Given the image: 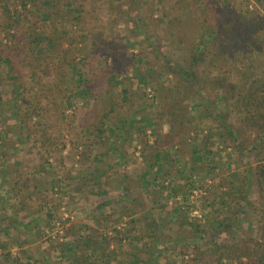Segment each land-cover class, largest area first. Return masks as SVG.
<instances>
[{"label":"rangeland","instance_id":"obj_1","mask_svg":"<svg viewBox=\"0 0 264 264\" xmlns=\"http://www.w3.org/2000/svg\"><path fill=\"white\" fill-rule=\"evenodd\" d=\"M19 1L8 0L9 9L19 10ZM40 2L27 0L33 14ZM176 7L181 20L207 18L216 31L220 10L243 11L264 33V0H108L93 14L84 0L76 12L85 21L63 33L69 62L60 59L61 71L57 60L42 72L34 89L45 90L25 124L14 108V73L0 62L7 107L0 116V215L8 207L23 210L1 220L24 224L18 230L27 255L5 264H73L81 257L84 264H204L201 256L218 238L229 243L247 230L253 234L252 218H259L253 208H262L254 173L264 163V133L251 123L264 109L258 106L264 53L245 62L239 54L221 72L219 59L210 63V46L194 65L197 94L183 96L187 82L174 74L184 69L193 40L176 42L169 25ZM208 35L194 41L196 50L206 48ZM1 40L15 47L17 70L30 75L24 36ZM105 67L117 72L109 78ZM240 91L254 94L252 119L237 103ZM44 133L52 144H42ZM243 198L239 231H216Z\"/></svg>","mask_w":264,"mask_h":264},{"label":"trees","instance_id":"obj_2","mask_svg":"<svg viewBox=\"0 0 264 264\" xmlns=\"http://www.w3.org/2000/svg\"><path fill=\"white\" fill-rule=\"evenodd\" d=\"M66 1L68 2L66 3L68 5L63 3ZM107 1L108 0H85V3L91 7L87 13L93 14L96 12L95 10H100L101 5L103 6V4ZM109 1L114 3L117 0ZM19 2L21 8L19 10L14 9V11H11L8 7V0H0V34H3L2 38L5 36V38H10V40L13 41L17 38V32H19L20 37L24 36L23 54L25 59H28L30 62L28 66L32 69L31 74L28 76L27 74H24L23 77V75L17 70V63L14 56L15 47L13 45L2 43L1 36L0 62L9 63L10 69L14 73V76L11 77L13 80L12 87L18 88V96H13V103H15V110L22 115L18 116L16 111L15 114L16 117L18 116V119L22 118L19 123L25 124V120L30 121L31 117L34 115L33 112L35 105L38 104V99L41 98L39 92L44 93L45 90L40 87H36V89H34L35 86L41 83L40 79L42 78V72L48 71V69H50L49 65H53L57 60L59 64L58 68L61 69V71L63 70L62 65L66 63L59 62L60 59H62V61L67 60V62H69L68 57L70 56L69 54L72 53L69 47L67 49L62 48V43L65 37L63 33L69 34L68 30L70 24L76 23L79 25V23L81 24L85 21V19H82L84 16L83 13L76 12V10L80 8V5L82 6L84 3V0H41L38 4L39 8L34 14L31 11V8H28L27 0H20ZM95 6H97L96 9H94ZM177 10H180V8L176 7V10L173 11L176 13V16L169 22V25L171 26L170 30L175 31L177 39L176 42L186 43L188 39L193 40V42H190L187 45L190 57L189 59H185L184 69L179 66L180 69H176L177 71H175L176 73L174 74L178 80H184L187 82L181 84L183 96L185 97L189 93L197 94L195 89L197 86V75L194 71V65L200 64V61L203 60L206 55H209L208 51H210V53L212 51V55L210 56V63L212 65H215L218 59L221 61L222 65L224 64L223 69L220 65L215 68H219L221 72H229L231 68L228 66V63L233 61L236 62V56L239 54L243 53L242 60L245 62L250 59L249 55L264 53V33L256 32L255 27L258 25L256 17H251V20L249 21L247 19V15L243 11H239L238 13H233L232 11L225 13L226 11L223 12L220 10L222 14L220 16L221 29L216 31L214 26L209 25L210 21L207 18H204L203 20L191 18L184 21L181 20L184 15L182 14L181 16H177ZM253 16L255 15L253 14ZM94 20V24H96L97 17ZM206 32H209L208 37L205 38L207 41L206 48L196 50L194 41L204 38ZM76 33L79 34L78 32ZM88 38L93 40L91 36ZM218 39L220 41L217 44L216 40ZM210 46L211 49L207 51V48ZM5 58L8 60L7 62ZM128 66L129 64L127 67ZM105 68L106 71H108L107 75L110 76L109 78L112 77L111 72H117L115 68ZM236 71L237 70L235 69V72ZM240 71L241 68L238 69L239 73ZM96 82L97 81H95V83ZM211 84L217 85L218 83L213 81ZM74 91L71 90L70 95L74 96ZM94 92H96V95L97 93L98 95H104V92L101 90H94ZM263 93L264 87L261 89V94ZM26 96H29L30 99L27 100ZM262 96L263 97H260L261 99H259L258 106L264 108V95ZM54 98L55 97H53V100ZM56 98L59 99L58 96ZM237 98V103L242 105L246 113H252L250 117V119H252L255 111V108H252L255 104L254 94H247L240 91ZM3 103L4 102L2 101L0 94V116L7 108L4 107ZM17 103L19 105H17ZM6 104L8 103H5V105ZM30 108L32 111L24 115V110L27 109L28 112ZM262 110V114H258L256 111V119H253L254 121L251 123L253 124L252 127L257 128L258 133L261 135L264 133V109ZM171 115L173 118L177 117L176 114ZM41 128H43V121ZM50 142L51 139L44 133L42 144H52ZM4 146L5 145L2 139H0V150L3 149ZM0 159H4L1 154ZM254 174L256 176V186L259 189L258 200H261L260 204L262 208H258L257 206L253 208V212L258 214L259 217L257 219L256 215H254L252 218L255 222L253 234H251L253 229L247 230L248 232L243 233L240 237L229 243H226L223 239L218 238V242H213V251L206 250L203 253L205 255L201 256L204 257V259L201 258L202 260L200 261L204 262L203 260H205L206 263L204 264H209L211 262L212 264H264V163L258 167V170ZM122 177H125V175H122ZM122 191H124V189ZM123 197H125V194L122 193V197L120 198L124 199ZM19 202L24 206V201L21 200ZM246 207L247 204L245 202V198H243L242 204L240 203L237 206V210L228 209L224 217L221 219L218 228H216V231H219L220 233H230L234 228V230L239 231L236 224L240 219H246L244 216V210H246ZM78 243L79 244H77L75 249H80L81 244L80 242ZM64 246L67 247L68 243H64ZM211 256H213L214 259L211 260ZM86 260L87 258L81 257L80 260L75 261L73 264H84L83 262H86ZM31 264H36V262L33 260L31 261Z\"/></svg>","mask_w":264,"mask_h":264},{"label":"crops","instance_id":"obj_3","mask_svg":"<svg viewBox=\"0 0 264 264\" xmlns=\"http://www.w3.org/2000/svg\"><path fill=\"white\" fill-rule=\"evenodd\" d=\"M2 208H0V214H2ZM4 216L2 217L0 215V264H5L9 258L13 259V256H17L18 258H26L27 255L26 252H24V235L23 231L22 234H19L21 231L18 230L19 226H24L23 223L19 222L16 223L15 226L13 223H10L6 220L4 222L1 220L5 219L8 213H10L11 218L13 219V213H17V211H23L22 209H10L5 208L4 209ZM14 214V215H15ZM17 219V217H16ZM18 225V226H17ZM21 226V227H22ZM20 227V228H21ZM23 230V229H22ZM2 247H6V252L4 255L1 253L2 252ZM13 261V260H12Z\"/></svg>","mask_w":264,"mask_h":264}]
</instances>
